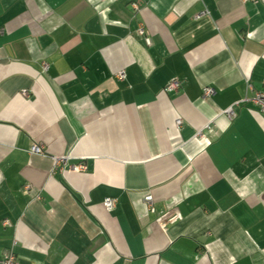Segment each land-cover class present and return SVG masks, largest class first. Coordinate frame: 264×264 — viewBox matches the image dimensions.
<instances>
[{"label":"crops","instance_id":"0c3cea01","mask_svg":"<svg viewBox=\"0 0 264 264\" xmlns=\"http://www.w3.org/2000/svg\"><path fill=\"white\" fill-rule=\"evenodd\" d=\"M262 88L264 0H0V258L264 264Z\"/></svg>","mask_w":264,"mask_h":264},{"label":"built area","instance_id":"2783aa9c","mask_svg":"<svg viewBox=\"0 0 264 264\" xmlns=\"http://www.w3.org/2000/svg\"><path fill=\"white\" fill-rule=\"evenodd\" d=\"M132 7L134 10H137V6L136 4H132ZM204 14V12H201V15ZM137 35L143 40V42L145 43L146 46L150 45V39L146 33V31L142 28L139 27L137 29ZM41 69L43 72H46L48 70V64L47 62L43 61L41 62ZM116 78L118 80H122L125 77V74L123 71H120L119 73H117ZM247 87L248 89H250V85L247 83ZM179 88V81L176 79L171 80L166 87L164 88V91L166 92H171V91H176ZM213 94V89L210 87H203L202 89V97L203 98H208ZM23 95H26V92H23ZM257 108L258 112L261 115H264V88L260 89V90H256L253 92L252 97L249 99ZM223 113L229 118L232 119L234 118L235 114L232 110L231 107L226 108ZM177 125H180L181 121L177 120L175 122ZM208 127V126H207ZM197 136L200 139H204V136L202 134L201 131H199L197 133ZM31 153L34 154H43L44 151L42 149V147L40 145L37 144H33L29 150ZM54 164L58 165L60 162H64L65 161V157H55L53 158ZM84 170V165H77L75 167H73V171H82ZM29 186L27 185L25 187L24 190H28ZM143 202L147 207L148 211H153V207H152V203H153V199L152 196L150 194H146L143 197ZM103 207L107 210V211H111L114 208L115 205V199L112 198H106L103 203H102ZM160 224L162 226L165 225V223L163 221H160ZM3 225H9L8 221H3ZM0 264H22L18 261L17 257L14 255V253L12 252V250H8L6 251L3 256L0 258Z\"/></svg>","mask_w":264,"mask_h":264}]
</instances>
